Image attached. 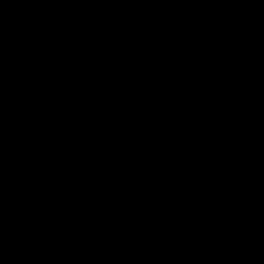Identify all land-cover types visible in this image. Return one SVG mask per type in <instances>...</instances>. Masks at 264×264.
Wrapping results in <instances>:
<instances>
[{"label":"water","instance_id":"water-1","mask_svg":"<svg viewBox=\"0 0 264 264\" xmlns=\"http://www.w3.org/2000/svg\"><path fill=\"white\" fill-rule=\"evenodd\" d=\"M0 264H264V0H0Z\"/></svg>","mask_w":264,"mask_h":264}]
</instances>
